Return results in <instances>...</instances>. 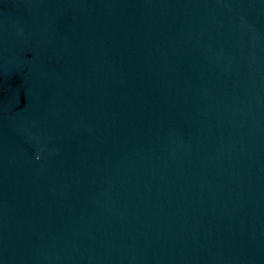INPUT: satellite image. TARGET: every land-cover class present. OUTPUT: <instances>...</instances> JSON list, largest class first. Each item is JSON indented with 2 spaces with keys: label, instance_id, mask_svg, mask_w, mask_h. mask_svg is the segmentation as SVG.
Instances as JSON below:
<instances>
[{
  "label": "water",
  "instance_id": "obj_1",
  "mask_svg": "<svg viewBox=\"0 0 264 264\" xmlns=\"http://www.w3.org/2000/svg\"><path fill=\"white\" fill-rule=\"evenodd\" d=\"M0 264H264V0H0Z\"/></svg>",
  "mask_w": 264,
  "mask_h": 264
}]
</instances>
